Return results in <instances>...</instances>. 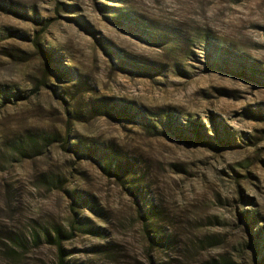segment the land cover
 <instances>
[{"label": "rangeland", "instance_id": "obj_1", "mask_svg": "<svg viewBox=\"0 0 264 264\" xmlns=\"http://www.w3.org/2000/svg\"><path fill=\"white\" fill-rule=\"evenodd\" d=\"M263 247L264 0H0V264Z\"/></svg>", "mask_w": 264, "mask_h": 264}, {"label": "trees", "instance_id": "obj_2", "mask_svg": "<svg viewBox=\"0 0 264 264\" xmlns=\"http://www.w3.org/2000/svg\"><path fill=\"white\" fill-rule=\"evenodd\" d=\"M117 167L116 168H122V166L120 165V163L118 162H116V164H115ZM106 167H107V169H109L110 167H111V165H110V161H108V163H107V165H106ZM133 192L132 193H134V194H136V196H138V195H140L141 196V193H140V189H136V188H134V190H132ZM79 196V194H78V192L76 191V192H74L73 193V195H72V197L74 198V199H76L77 197ZM141 198H143V196H141ZM148 214H149V216H151L152 217V215H153V212H152V210L151 209H148ZM263 250H264V247H263ZM259 264H264V257H263V259L262 260H260V263Z\"/></svg>", "mask_w": 264, "mask_h": 264}]
</instances>
